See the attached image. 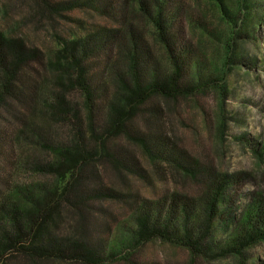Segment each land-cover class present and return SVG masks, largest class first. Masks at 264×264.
<instances>
[{
	"label": "trees",
	"instance_id": "16d2710c",
	"mask_svg": "<svg viewBox=\"0 0 264 264\" xmlns=\"http://www.w3.org/2000/svg\"><path fill=\"white\" fill-rule=\"evenodd\" d=\"M209 1L232 39L264 34V0ZM175 3L33 0V10L44 17L93 9L120 20L116 27L63 39L56 62L49 65L57 71L50 81L33 65L44 67L40 50L0 32V264H106L127 242L136 247L152 240L180 246L193 258L218 247L213 234L220 209L224 203L228 208L226 189L238 190L255 177L222 175L211 164L176 152L164 133L147 124L160 117L158 102L188 98L214 80L204 74L213 61L196 54ZM142 23L151 27L164 59ZM199 25L204 32L210 29L203 19ZM95 59L103 62L99 70ZM132 146L155 166L167 164L203 187L198 197L177 192L157 202L139 198L129 239L116 240L110 249L101 235L110 228L101 218L111 215L105 203L132 206V201L126 199L131 194L103 182L101 169L116 182L127 177L148 181ZM260 148L262 158L264 144ZM19 172L32 179L18 181ZM234 229L217 254L237 255L244 264L245 252L264 243V190L250 194Z\"/></svg>",
	"mask_w": 264,
	"mask_h": 264
},
{
	"label": "rangeland",
	"instance_id": "374dc122",
	"mask_svg": "<svg viewBox=\"0 0 264 264\" xmlns=\"http://www.w3.org/2000/svg\"><path fill=\"white\" fill-rule=\"evenodd\" d=\"M175 4L181 6L180 18L185 32L186 29L188 31L186 38L197 45L196 54L213 61L214 65L207 67L204 74L214 80L207 89L188 98L158 102L161 115L147 124L164 133L165 138L173 142L176 152L186 154L201 164H211L222 175L232 176L244 172L255 178L253 181L243 182L237 187L238 190L226 189L228 208H225L224 203L220 209L216 219L218 229L213 234L220 244L208 255L193 258L182 247L159 240L136 247L132 242H127L122 253L110 256L106 264H241L237 255L217 253L220 248L229 244L230 238L235 234L234 226H240L250 194L264 190V156L261 158L257 153L258 149H263L260 147L264 144L263 31L258 33L256 39H243L242 35L232 39L229 27L218 20L211 1L176 0ZM35 12L33 0H0V32L9 38L21 39L28 47L42 52L44 67L36 62L33 65L43 71L42 77L47 81L52 79L54 72L57 73L49 65L51 61L56 62L55 52L63 39H70L75 35L82 37L88 30L97 32L102 27H116L120 21L114 10L112 13L117 22L93 9L76 10L64 18L44 17ZM200 19L210 27L206 32L199 25ZM142 26L147 37L155 44L151 27L144 23ZM213 33H216V37H212ZM154 47L160 60L164 59L162 49L156 44ZM257 58L258 61H255ZM97 59L92 63L99 70L103 62ZM226 60L230 62L227 63ZM113 90L114 87H110L109 93H113ZM73 96L77 98L79 93L73 92ZM138 123L147 129L143 121L139 120ZM132 149L145 168L148 181L127 177L124 181L116 182L101 169L103 182L131 194L126 199L132 201V206L125 203H105L111 215L101 218L109 223L110 228H106L101 235L104 239L108 238L110 249L116 240L129 239L127 234L133 227L132 216L139 198L157 202L164 197L171 198L177 192L180 195L198 197L203 187L167 164L155 166L141 150L133 146ZM16 179L29 181L32 178L19 172ZM196 200L198 202L197 198ZM221 223H229L231 226L228 229ZM244 258V264H264V243L250 247Z\"/></svg>",
	"mask_w": 264,
	"mask_h": 264
}]
</instances>
